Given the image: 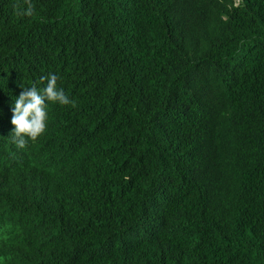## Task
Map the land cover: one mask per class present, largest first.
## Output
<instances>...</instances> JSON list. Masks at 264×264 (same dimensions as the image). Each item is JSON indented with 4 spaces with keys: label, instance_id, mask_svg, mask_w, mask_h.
<instances>
[{
    "label": "trees",
    "instance_id": "obj_1",
    "mask_svg": "<svg viewBox=\"0 0 264 264\" xmlns=\"http://www.w3.org/2000/svg\"><path fill=\"white\" fill-rule=\"evenodd\" d=\"M0 264H264V0H0Z\"/></svg>",
    "mask_w": 264,
    "mask_h": 264
},
{
    "label": "clouds",
    "instance_id": "obj_2",
    "mask_svg": "<svg viewBox=\"0 0 264 264\" xmlns=\"http://www.w3.org/2000/svg\"><path fill=\"white\" fill-rule=\"evenodd\" d=\"M31 5L24 10L25 15L31 14ZM45 79L41 77V80ZM57 77L49 74L47 84L42 91L35 86L23 89L15 98L11 107L10 123L14 126L11 140L18 148H24L26 140H36L46 127V102L68 105L71 103L62 89L56 86Z\"/></svg>",
    "mask_w": 264,
    "mask_h": 264
}]
</instances>
